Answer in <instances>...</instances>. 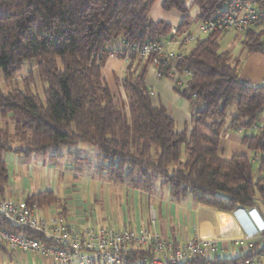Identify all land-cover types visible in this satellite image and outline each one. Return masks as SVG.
Segmentation results:
<instances>
[{
  "label": "trees",
  "instance_id": "16d2710c",
  "mask_svg": "<svg viewBox=\"0 0 264 264\" xmlns=\"http://www.w3.org/2000/svg\"><path fill=\"white\" fill-rule=\"evenodd\" d=\"M156 1L0 0V76L10 87L0 88V153L45 154L81 141L101 151L97 170L115 183L150 191L161 179L176 199L192 196L223 211L257 207L264 202V129L253 127L264 108V83L241 77V62H232L229 51L221 48L225 33L221 31L199 36L180 59L163 60L157 66L154 56L144 60L130 46L141 48L168 38L174 29L167 21L150 17ZM225 2L194 0L188 5L186 0H163L161 6L181 12L178 28L193 32L194 24L224 14ZM119 36L125 48L109 52L106 44ZM242 43L249 53H264L263 32L243 33ZM113 52L129 59L120 80L123 93L110 87L102 71ZM33 59L47 83L45 101L35 90L32 71L18 81V72ZM140 61L164 74L171 69L191 72L186 85L173 83L174 91L189 103L190 129L189 125L177 129L168 109L154 103ZM229 129L243 132L241 142L253 156H222L221 139ZM8 180L1 160V195ZM26 201L56 204L66 211L51 190L31 194ZM0 227L52 242L2 216ZM263 239L257 237L253 247L237 257L198 256L184 264H245L264 250ZM4 245L0 240V248ZM149 252V247H141L126 254L144 257Z\"/></svg>",
  "mask_w": 264,
  "mask_h": 264
},
{
  "label": "crops",
  "instance_id": "0c3cea01",
  "mask_svg": "<svg viewBox=\"0 0 264 264\" xmlns=\"http://www.w3.org/2000/svg\"><path fill=\"white\" fill-rule=\"evenodd\" d=\"M162 1V10L156 11L157 18L151 17L152 9L150 17L154 21L163 19L178 27L184 15L181 12L182 15L177 14L174 9L164 10ZM197 11V8L192 10V16ZM193 32H196L194 27ZM236 34L238 33H232L234 36ZM124 48L125 40L122 37L119 47L106 49L111 52ZM113 53L106 58L102 71L110 87L123 93L120 80L126 74L129 59ZM139 68L146 71L144 80L150 88L154 103L163 104L168 109L176 120L177 129L182 130L186 125L190 129L189 103L174 91L173 82L168 78L158 77L156 68L146 61H140ZM239 71L246 80L264 83V53H249L248 62H241ZM259 124L264 125V115ZM242 135V131L229 129L222 136L221 151L224 158L229 159L237 153L239 147H246L241 142ZM93 154H97L96 148L81 141L51 149L45 154L32 153L25 156L13 151H3L0 153V161L6 164L9 180L2 196L26 200L31 194L51 190L65 203L66 211L62 212L56 204L41 205L35 207V212L40 217H57L64 223L81 227L99 223L132 230L145 227L175 242L185 241L198 234L201 238L217 240L218 251L212 258L237 257L245 253L248 234L264 222V202L258 203L257 213L223 211L213 205L198 202L192 196L176 199L172 197L171 190L163 191L157 181L152 190L143 191L115 183L106 174L95 177L98 170L97 165L94 166L90 161ZM101 159L102 154L100 161ZM90 179L95 180V200L88 193ZM118 206L122 211L121 217L119 213H115V210L119 212ZM262 237L264 235L260 236L261 239ZM262 245L264 246V239ZM0 264L53 263L30 252L12 251L5 244L0 248Z\"/></svg>",
  "mask_w": 264,
  "mask_h": 264
},
{
  "label": "built area",
  "instance_id": "2783aa9c",
  "mask_svg": "<svg viewBox=\"0 0 264 264\" xmlns=\"http://www.w3.org/2000/svg\"><path fill=\"white\" fill-rule=\"evenodd\" d=\"M224 11V14L200 22L198 32L174 27L168 38L151 41L141 48L133 44L130 48L139 51L144 60L154 56V65L157 66L163 60L182 58L200 34L209 35L218 31L264 33V0H226ZM156 71L158 77L171 79L180 86L186 85L191 75L187 69L181 73L171 69L168 74ZM263 115L264 108L260 111V118ZM253 128L263 130L264 125L258 122ZM37 206L35 202L30 205L22 198L0 195V216L12 224L43 233L51 243L1 227L0 240L12 251L30 252L53 264H184L198 256L210 259L218 251L216 239L201 238L198 234L175 242L145 227L132 230L101 223L81 227L64 223L57 217H40L35 212ZM235 211L252 214L257 213V207ZM262 235L264 222L248 234L246 250L252 248L253 241ZM141 247H149L150 250L144 257H129L126 254L132 248ZM245 264H264V250Z\"/></svg>",
  "mask_w": 264,
  "mask_h": 264
},
{
  "label": "rangeland",
  "instance_id": "374dc122",
  "mask_svg": "<svg viewBox=\"0 0 264 264\" xmlns=\"http://www.w3.org/2000/svg\"><path fill=\"white\" fill-rule=\"evenodd\" d=\"M160 1L161 0H158L157 3L154 5V7L152 8V11H151V17L153 19H156L157 16H156V11L157 10H162L161 7H160ZM187 4L190 5L192 4L193 0H186ZM177 14L179 15H182L180 12H177L175 11ZM194 29L196 32H198V26L197 24H194ZM232 33H236V32H233V31H229L227 34L223 35L222 38H221V48L222 50H226V51H229L230 53V60L232 62H248V56H249V52L247 51V49L245 48V46L243 45L242 43V39H243V33H238L236 34L235 36L232 35ZM201 37H203L204 35L203 34H200ZM194 41L192 42V45H193ZM122 44V37L119 36L118 38L116 39H113L112 41H110L109 43L106 44V48L107 49H112V48H117L119 47L120 45ZM29 71H32L34 73V76H35V79H36V88L35 90L40 94V96L42 97V99L45 101V97H44V94H43V88L47 86V83L44 82L39 74H38V71H37V67H36V60L33 59L31 61H27L22 70L18 72V81H21L22 82V79L23 77H25L27 75V73ZM249 81V80H248ZM0 88L4 91H8L9 90V86L4 82L2 76H0ZM235 109V106H232L230 108V112L233 111ZM1 121V120H0ZM94 146V145H93ZM241 146V145H239ZM94 148H96L97 150V154H93L92 155V158H90V161H92L93 165H99L102 161H100V155H101V151L94 146ZM240 149V150H239ZM237 153H247L251 156H253V152L250 151L248 148L246 147H239L237 150ZM182 158L184 159L185 158V153H184V150H183V153H182ZM254 169L257 171V163L254 164ZM95 177H100V173L98 171L95 172ZM86 175V174H84ZM107 178V177H105ZM90 183H91V187H92V190H91V187L89 186V190H88V193H90V197L92 196V200H95V190H94V183H95V180L93 179H90ZM157 184L159 185V187L162 188L163 191L165 192H168L170 191V186L168 185H165L162 183L161 179L157 181ZM85 193V192H84ZM92 193V194H91ZM86 195H87V192H86ZM84 197L86 198L87 196H85L84 194ZM118 211L119 212H116L115 210V213L118 214L119 213V216L121 217V209H120V206H118Z\"/></svg>",
  "mask_w": 264,
  "mask_h": 264
}]
</instances>
